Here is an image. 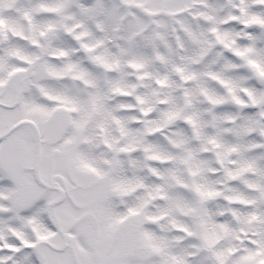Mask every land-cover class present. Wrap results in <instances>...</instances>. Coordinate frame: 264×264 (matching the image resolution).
Wrapping results in <instances>:
<instances>
[{"label":"snow or ice","instance_id":"1","mask_svg":"<svg viewBox=\"0 0 264 264\" xmlns=\"http://www.w3.org/2000/svg\"><path fill=\"white\" fill-rule=\"evenodd\" d=\"M0 264H264V0H0Z\"/></svg>","mask_w":264,"mask_h":264}]
</instances>
